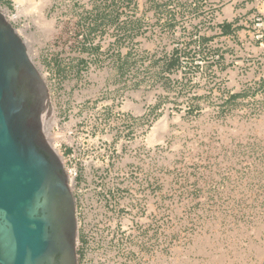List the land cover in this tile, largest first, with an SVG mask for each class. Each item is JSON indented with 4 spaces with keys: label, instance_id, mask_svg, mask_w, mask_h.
Listing matches in <instances>:
<instances>
[{
    "label": "rangeland",
    "instance_id": "374dc122",
    "mask_svg": "<svg viewBox=\"0 0 264 264\" xmlns=\"http://www.w3.org/2000/svg\"><path fill=\"white\" fill-rule=\"evenodd\" d=\"M0 9L48 85L78 264H264V0Z\"/></svg>",
    "mask_w": 264,
    "mask_h": 264
},
{
    "label": "water",
    "instance_id": "95a60500",
    "mask_svg": "<svg viewBox=\"0 0 264 264\" xmlns=\"http://www.w3.org/2000/svg\"><path fill=\"white\" fill-rule=\"evenodd\" d=\"M6 12L0 9V264H78L76 200L44 131L48 85Z\"/></svg>",
    "mask_w": 264,
    "mask_h": 264
},
{
    "label": "bare ground",
    "instance_id": "6f19581e",
    "mask_svg": "<svg viewBox=\"0 0 264 264\" xmlns=\"http://www.w3.org/2000/svg\"><path fill=\"white\" fill-rule=\"evenodd\" d=\"M162 127H164V125L162 126V125L160 124V125H158V127H156V128H157L156 130L154 129L155 132H154V130H153V133L151 134V136H152L153 139H155V138L157 137L156 135H157L158 132H159V131H157V130H160V128H162ZM44 131H45V130H44ZM156 131H157V132H156ZM156 133H157V134H156ZM155 136H156V137H155ZM158 136H159V135H158ZM159 137H160V136H159ZM159 137H158V138H159ZM257 232H258V231H257ZM250 246H251V245H250ZM250 246H249V247H250ZM256 247H257V246H256ZM234 255H235V254H234ZM236 255H237V254H236ZM242 255H243V254H242ZM238 256H239V255H238ZM214 259H215V258H214ZM219 260H220V259H219Z\"/></svg>",
    "mask_w": 264,
    "mask_h": 264
},
{
    "label": "built area",
    "instance_id": "2783aa9c",
    "mask_svg": "<svg viewBox=\"0 0 264 264\" xmlns=\"http://www.w3.org/2000/svg\"><path fill=\"white\" fill-rule=\"evenodd\" d=\"M63 162H64V160H63ZM67 171V170H66ZM67 173H68V171H67ZM68 176H69V180H70V183H71V187H72V185H73V182H74V180H73V178L71 177V175L68 173ZM72 191H73V187H72ZM74 195V194H73ZM77 216V215H76Z\"/></svg>",
    "mask_w": 264,
    "mask_h": 264
}]
</instances>
